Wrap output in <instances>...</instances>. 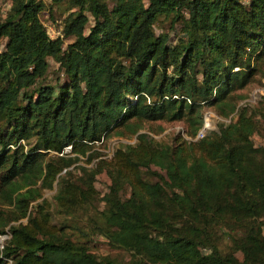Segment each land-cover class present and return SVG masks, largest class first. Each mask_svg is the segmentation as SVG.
I'll use <instances>...</instances> for the list:
<instances>
[{"label":"trees","instance_id":"trees-1","mask_svg":"<svg viewBox=\"0 0 264 264\" xmlns=\"http://www.w3.org/2000/svg\"><path fill=\"white\" fill-rule=\"evenodd\" d=\"M7 1L0 16V166L12 177L38 171L46 185L71 161L66 146L85 153L131 118L187 113L199 126L201 104H227L264 52V0H115L111 7L105 0H66L70 12L55 37L39 16L43 0ZM86 11L94 18L87 33ZM160 16L170 17V30L179 23L174 42L169 31H155ZM48 57L70 82L57 92L46 83L30 89L46 74ZM235 107L229 105L225 116ZM249 111L237 107L233 120L199 139L198 154L143 133L116 151L114 167L123 177L115 175L104 195L100 230L111 245L139 256L132 264H264V233L256 222L264 216V146L252 142L256 121ZM31 138L35 143L25 150L21 141ZM39 148L61 152V165L43 167ZM152 165L161 171L155 181L147 176ZM121 181L130 186L125 198ZM21 187L12 198L19 217L37 191ZM90 190L92 183L76 194L88 198ZM70 195L60 190L59 197ZM221 215L249 219L245 234L234 238L241 259L209 243L201 221ZM8 231L1 253L14 264H123L96 256L85 242L58 235L36 216Z\"/></svg>","mask_w":264,"mask_h":264},{"label":"rangeland","instance_id":"rangeland-1","mask_svg":"<svg viewBox=\"0 0 264 264\" xmlns=\"http://www.w3.org/2000/svg\"><path fill=\"white\" fill-rule=\"evenodd\" d=\"M43 1L46 7L40 11V19L45 28L55 35L56 31L60 30L63 25V19L70 12V9L66 0L61 2ZM105 2L111 7L115 0H105ZM8 8L9 2L0 0V16H4V11ZM86 14L88 15V22L84 28L85 33L94 23V18L90 12L86 11ZM154 28L156 32L169 31L170 42H174V32H178L179 23L175 24V29L170 30V17L160 16L155 22ZM72 38L73 36L64 38L63 47ZM4 44L5 38L2 37L0 38V50L4 48ZM48 62L46 74L39 78L35 85L30 86V89L40 83H46L53 86L57 92L60 84L70 82L57 61L48 57ZM263 76L264 52L258 57L253 75L248 82L243 86L234 88L228 95L229 97L227 96V104L222 107L218 103L201 104L202 121L199 126L193 123L187 113L180 118L173 119L167 115L156 119L137 120L131 118L114 127L101 140L86 147L85 153L70 152V147L66 146L63 151L64 156H71L72 159L67 166L60 169L50 185L42 183L43 174L40 175L38 171L30 178L24 175L12 177L6 170V165L0 166V230H8L13 225L27 222L30 216H36L58 235L85 242L89 250L96 256H107L116 262L132 264L139 256L128 249L111 245L100 230L103 225L101 211L105 203L104 195L109 191L110 185L115 182V175L121 179L123 177L114 167L116 151L118 149L123 151L127 144H135L139 134L143 133L155 143L170 146L179 144L184 150H189L190 147L192 152L198 154L199 150L196 143L201 138H196L195 135L203 120L208 116V120L213 126L206 134H210V131L213 130L217 131L221 126H224L225 122L214 114L225 117L224 111L233 103L236 105L235 108L246 107L248 111L250 110L249 112L256 121V130L251 135L252 142L256 146H264V98L260 99L259 104L255 107L251 104L246 106L240 104L249 98V94L256 86L260 85ZM21 142L25 150L35 143L33 138ZM10 149L12 150L13 147L10 146ZM37 150L39 151L37 159L40 160L43 167L48 161H52L56 167L61 165L62 161L59 160L61 152L43 148ZM158 172H161L159 168L152 165L147 176L151 181L158 180ZM27 180H30V183L26 184ZM90 183L94 187V191L90 190L91 197L84 198L76 194L79 192V188L84 187L88 190ZM17 185L22 186L21 190L27 187L37 189L27 205L26 216L19 217L21 209L12 199L16 194L14 188ZM119 187L121 197H127L130 193L128 183L121 181ZM62 188L69 189L71 194L69 198L59 197ZM209 214L211 213H208L207 216ZM256 222L262 225V232L264 233V216L256 218ZM201 223H205L209 243L215 245L221 254L234 253L241 259V252L234 247V238L245 234V227L249 224L248 218L236 220L230 215H221L220 217L203 219Z\"/></svg>","mask_w":264,"mask_h":264},{"label":"built area","instance_id":"built-area-1","mask_svg":"<svg viewBox=\"0 0 264 264\" xmlns=\"http://www.w3.org/2000/svg\"><path fill=\"white\" fill-rule=\"evenodd\" d=\"M46 31L51 37L62 35L60 30H57L55 35L51 34L47 29H46ZM263 97H264V76L261 79L260 85L256 86L251 91V93L249 94V98H247V100L245 102H240V104H243L244 106L250 105V104L257 102L260 98H263ZM236 111H237V108L235 109L234 112H232L231 114H229L228 116H225V117L224 116H217L216 114H214V115L216 117H218L219 119H221L223 122L228 123L236 117ZM208 118L209 117L206 116V119L203 120L202 125L197 130L196 135H195L196 138H203L206 135L207 131H209L213 127L212 124L210 123V120H208ZM10 236H11V233L8 230L0 233V256L1 257H3L1 252L3 250L4 244L10 238ZM3 258H4V264H14L12 257H8V256L5 257L4 256Z\"/></svg>","mask_w":264,"mask_h":264}]
</instances>
